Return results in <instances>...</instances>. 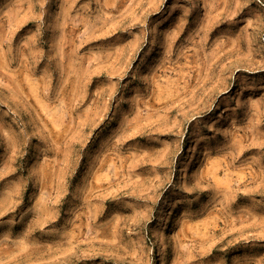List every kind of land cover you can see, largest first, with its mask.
I'll return each instance as SVG.
<instances>
[{"label":"rangeland","instance_id":"rangeland-1","mask_svg":"<svg viewBox=\"0 0 264 264\" xmlns=\"http://www.w3.org/2000/svg\"><path fill=\"white\" fill-rule=\"evenodd\" d=\"M0 264H264V0H0Z\"/></svg>","mask_w":264,"mask_h":264}]
</instances>
